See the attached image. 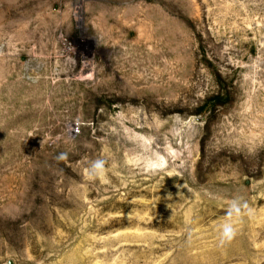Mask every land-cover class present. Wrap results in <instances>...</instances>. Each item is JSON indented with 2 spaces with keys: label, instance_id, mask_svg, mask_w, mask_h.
Wrapping results in <instances>:
<instances>
[{
  "label": "rangeland",
  "instance_id": "1",
  "mask_svg": "<svg viewBox=\"0 0 264 264\" xmlns=\"http://www.w3.org/2000/svg\"><path fill=\"white\" fill-rule=\"evenodd\" d=\"M0 264H264V0H0Z\"/></svg>",
  "mask_w": 264,
  "mask_h": 264
},
{
  "label": "clouds",
  "instance_id": "2",
  "mask_svg": "<svg viewBox=\"0 0 264 264\" xmlns=\"http://www.w3.org/2000/svg\"><path fill=\"white\" fill-rule=\"evenodd\" d=\"M67 158V153H61L57 159L64 160ZM104 175V162L97 160L92 162L90 168L87 170V179L93 180L96 178H102ZM242 211L251 213V209L247 208V205L242 202L240 197L234 198L230 202L227 218L218 226L219 243L224 245L230 242L236 235V223L238 222Z\"/></svg>",
  "mask_w": 264,
  "mask_h": 264
}]
</instances>
